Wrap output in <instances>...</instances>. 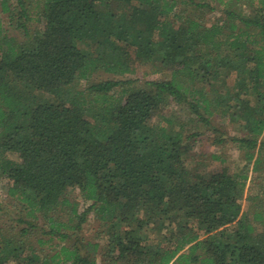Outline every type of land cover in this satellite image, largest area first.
<instances>
[{
	"label": "trees",
	"instance_id": "obj_1",
	"mask_svg": "<svg viewBox=\"0 0 264 264\" xmlns=\"http://www.w3.org/2000/svg\"><path fill=\"white\" fill-rule=\"evenodd\" d=\"M209 1L0 0L24 38L0 21V173L28 219L17 235L0 230V264H264V206L247 218L245 176L193 161L201 133H183L171 114L184 105L215 147L225 139L213 118L238 124L243 136L230 142L248 161L264 150V0ZM211 2L227 8L220 24L178 13ZM155 60L169 79L91 81ZM223 72L225 91H206ZM75 192L89 203L82 212ZM90 213L103 245L79 237ZM34 228L38 247L56 241L53 254L25 245Z\"/></svg>",
	"mask_w": 264,
	"mask_h": 264
},
{
	"label": "rangeland",
	"instance_id": "obj_2",
	"mask_svg": "<svg viewBox=\"0 0 264 264\" xmlns=\"http://www.w3.org/2000/svg\"><path fill=\"white\" fill-rule=\"evenodd\" d=\"M34 1V0H33ZM196 3H210L209 0H194ZM233 2V1H232ZM213 11H203L202 13L193 11L188 6H179L178 13L184 18H196L203 23V25L210 26L213 24L222 23L224 14L223 10L227 9L225 6L219 4L218 2H211ZM229 7H231L229 5ZM228 7V8H229ZM238 13L246 12L244 6L238 7V4L235 6L233 4L232 10L234 9ZM32 10L35 13L36 9L32 6ZM247 13V12H246ZM0 21L3 24V27L6 31L8 37L12 38L16 42L20 43L24 40L22 34L13 29V27L8 23L7 15L2 14L0 11ZM39 27V24L35 21L29 24V29L34 30ZM225 72L222 73V76L215 78V80L210 79L209 84H205L204 88L206 91L214 90L216 93L225 91L227 87ZM170 78V72L160 66V62L155 60L151 63H137L136 68L132 74L124 75L122 77H112L104 74H98L92 78V82L101 81V80H121V81H135V85L125 86L126 88H135V86H142L146 82L161 81L167 80ZM85 87L84 84L79 86V88ZM251 93V91L249 92ZM171 114L179 126V122L187 123L183 133L193 134L201 133V137L196 140L195 148L193 150L194 156L193 161L200 162L201 166H206V169L209 171H220L223 168H226L229 174H234L236 176H245L243 180L244 186L241 194L238 197V202L241 206L243 212H246L247 218H251V213L253 212V206H264V150L253 152V158L251 161L246 160V150L239 148L235 143L230 142L231 138H241L243 136L242 128L238 124H231L227 119H220L218 117L213 118V123L215 127L219 129L220 132L224 133L225 144L222 146H212L211 141L212 137L209 132L200 128L199 125L189 122L187 119H194L193 116H190L186 107L174 106L171 109ZM159 122L157 119H153L151 124H157ZM203 135V136H202ZM259 141L264 143V133L259 138ZM210 155H216L221 157L224 162L220 163L217 161H211ZM10 160H15L16 158L13 155H6ZM260 160L261 164L255 166V161ZM11 187V182L8 181L0 173V230L3 232L12 231L14 234L17 233L25 227L24 224H21L22 221L28 220L25 218V211L22 209V206L19 205L16 198L8 195V189ZM71 200L76 201L79 204L78 211L82 212L89 203H85L80 199L77 192L73 193ZM252 210V212H251ZM62 214L60 218L64 221L67 219L66 212L61 210ZM38 225L41 226L42 222L39 221ZM41 235L37 228H34L30 235L25 238V245L31 247L32 249L43 250V254H53L52 249H49L48 246L56 244L54 241L48 246L38 247L36 240L40 238ZM79 237L85 241L97 242L99 241L101 245L106 240V234L102 225L95 219L93 213H90L86 217L85 223L82 225V230L79 234ZM42 240H47L46 237H42ZM96 264H107L104 260L102 261L100 255L96 258ZM180 264V263H176Z\"/></svg>",
	"mask_w": 264,
	"mask_h": 264
}]
</instances>
